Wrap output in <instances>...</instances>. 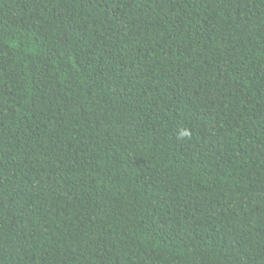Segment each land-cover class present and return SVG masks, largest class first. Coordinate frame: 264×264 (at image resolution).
<instances>
[{
  "label": "trees",
  "instance_id": "trees-1",
  "mask_svg": "<svg viewBox=\"0 0 264 264\" xmlns=\"http://www.w3.org/2000/svg\"><path fill=\"white\" fill-rule=\"evenodd\" d=\"M0 264H264V0H0Z\"/></svg>",
  "mask_w": 264,
  "mask_h": 264
}]
</instances>
